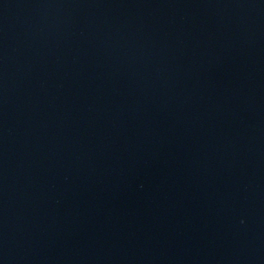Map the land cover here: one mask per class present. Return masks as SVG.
<instances>
[{"label":"water","instance_id":"obj_1","mask_svg":"<svg viewBox=\"0 0 264 264\" xmlns=\"http://www.w3.org/2000/svg\"><path fill=\"white\" fill-rule=\"evenodd\" d=\"M0 264H264V0H0Z\"/></svg>","mask_w":264,"mask_h":264}]
</instances>
